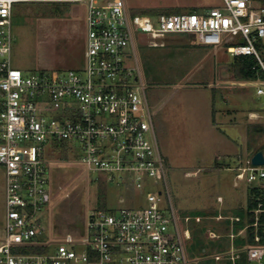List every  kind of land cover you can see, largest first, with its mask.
<instances>
[{"label":"built area","instance_id":"2783aa9c","mask_svg":"<svg viewBox=\"0 0 264 264\" xmlns=\"http://www.w3.org/2000/svg\"><path fill=\"white\" fill-rule=\"evenodd\" d=\"M35 1L41 0H0V166L6 175L0 263L192 264L191 230L182 226L190 218L182 222L174 209L137 42L163 47L168 35L190 33L200 44L226 46L233 57L254 56L264 69L258 48L264 45V0H223L202 11L156 17L133 15L125 0H73L86 5L83 68L25 74L11 58L13 10L17 3ZM257 82V93L264 94V81ZM62 141L79 143L76 161L85 173L97 170L126 183L143 195L145 205L90 209L83 233L54 231L52 240H43V218L54 196L48 152L53 145L57 152ZM234 170L236 183L264 188V164L246 156ZM259 207L257 213L264 210L262 202ZM243 232H231L232 249L216 254L217 261L235 264L234 238ZM248 257L263 264L264 245L250 246Z\"/></svg>","mask_w":264,"mask_h":264},{"label":"rangeland","instance_id":"374dc122","mask_svg":"<svg viewBox=\"0 0 264 264\" xmlns=\"http://www.w3.org/2000/svg\"><path fill=\"white\" fill-rule=\"evenodd\" d=\"M125 1L130 12L133 9L171 7H180L181 12L202 11L223 4V0ZM55 7L65 10L64 18H42ZM138 15L145 14L138 11ZM85 16L86 7L82 1L41 0L15 4L12 18L13 65L25 74L44 66H54L58 70L68 68L65 67L66 56L61 53L71 49L77 52L82 48L83 35L74 30L73 21L82 25ZM144 35L137 33L139 39ZM258 48L264 59V45H258ZM137 52L147 95L151 105L155 104L153 108L158 107L159 110L155 115V129L167 163L174 209L182 222L186 217L190 218L182 223V226L190 228L192 234L187 248L192 263L201 264L203 259L217 254L212 244L221 243L213 235V232L218 234L216 229H221L222 220L217 217H235L236 210L247 204L251 186L246 181L236 183L234 167L241 158L251 154L248 123H264V94L257 93V81L237 78L232 67L234 57L226 46L200 44L194 34L167 37L163 47L137 42ZM79 58L78 62H81L80 55ZM207 83L210 87H204ZM255 138L256 145L264 143V135ZM62 142L67 143L68 160L59 158V151H53L54 145L48 152L54 163V196L51 209L43 218V240H52L54 231L63 234L73 230L74 223L90 209L101 207L119 211L125 206L138 208L145 205L143 195L138 190L127 188L126 183L110 181L97 170L85 173L76 161L79 159V143ZM190 172L194 174H188ZM122 197L124 202L120 201ZM213 210L217 215L196 214ZM5 217L6 175L0 166V241L6 235ZM202 226L208 254L200 251L198 238L193 239V230ZM216 264L224 263L221 260Z\"/></svg>","mask_w":264,"mask_h":264},{"label":"trees","instance_id":"16d2710c","mask_svg":"<svg viewBox=\"0 0 264 264\" xmlns=\"http://www.w3.org/2000/svg\"><path fill=\"white\" fill-rule=\"evenodd\" d=\"M138 11L144 13L145 15H160V14H176L182 13L180 7L171 8H149L141 10H132L133 15H137ZM195 11V9L191 10ZM190 11V12H191ZM65 10L60 7H55L47 16H64ZM232 67L235 74L240 80H251V81H264V69L259 65L258 60L254 56L241 55L235 56L232 63ZM215 112V111H214ZM215 116V114H214ZM215 121V119H214ZM248 133L250 134V139L248 143V148L251 154L248 157H252L256 152L262 151L264 153V143L256 145L258 135H264V123H248L247 126ZM59 151V158L63 160H68L70 158L68 154V147L66 142H62L57 147ZM260 202H262V208H264V188L260 186L249 187L247 204L245 207H240L236 210L235 217H239V220L231 221L230 218L221 219V229H216L219 237L216 240H220L221 243L216 245L212 244L213 250L216 248V252L227 254L230 246V234L231 232L239 233L240 230L244 232L236 235L234 238V248L238 257L235 260V264H252L248 257V248L253 245H264V210H256L259 207ZM101 208V207H98ZM104 209V208H103ZM214 213L217 215V211H201L196 214L209 215ZM220 222V221H219ZM223 222V223H222ZM257 223V224H255ZM204 226L196 228L193 230V239L198 238V242L201 243V250L204 254H208L206 248V240L203 238ZM256 237H259L257 240ZM192 239V240H193ZM37 251H44L45 248L39 247ZM215 255L209 258L203 259L201 264H216ZM224 264H232L230 259L222 260ZM193 264V263H192ZM264 264V259H263Z\"/></svg>","mask_w":264,"mask_h":264},{"label":"crops","instance_id":"0c3cea01","mask_svg":"<svg viewBox=\"0 0 264 264\" xmlns=\"http://www.w3.org/2000/svg\"><path fill=\"white\" fill-rule=\"evenodd\" d=\"M70 1H73V0H70ZM85 7H86V5H85ZM14 8H15V6H14ZM13 15H14V10H13ZM42 18H48V19H55L56 18V19H61V18H64V16H45V17H42ZM79 23L80 22L73 21V27H74V30H79L81 32V34L83 35V45H82V48H80L77 52L76 51H73L72 49L69 52L68 51H64V52L62 51L61 54H64L66 56L65 57L66 58L65 60H67L66 61L67 64H65V67H68V68H64V69H82L83 66H84V63H85L84 62V52H85V47H86V16H85V20H84L83 24L80 25ZM175 34H182V33L170 34V35H168V37L169 38L170 37H174ZM79 55H80V57H82L81 58V62H78V59H80L79 58ZM82 63H83V65H82ZM43 65H46V64L43 63ZM51 65H53V64H51ZM45 67H48V66H44L42 69L58 70L57 68H53L54 66H52L50 68H45ZM209 85L210 84H208V83L207 84H204V87H210ZM148 99H149V102H150V98L149 97H148ZM213 99H214V96H213ZM150 104H151V102H150ZM152 105H155V104L152 103ZM152 109L154 110L155 115H157L158 114V111H159L158 110V107L153 108V106H152ZM215 116L213 115V117H212L213 126L215 125L214 124V121H213L215 119ZM154 121H155V116H154Z\"/></svg>","mask_w":264,"mask_h":264},{"label":"water","instance_id":"95a60500","mask_svg":"<svg viewBox=\"0 0 264 264\" xmlns=\"http://www.w3.org/2000/svg\"><path fill=\"white\" fill-rule=\"evenodd\" d=\"M252 163L255 164V165H263L264 164V153L262 151L256 152L252 156ZM83 220L74 226V229L79 228L82 233H83V228H84V222H83ZM69 230H72V229H69Z\"/></svg>","mask_w":264,"mask_h":264},{"label":"flooded vegetation","instance_id":"af4514ba","mask_svg":"<svg viewBox=\"0 0 264 264\" xmlns=\"http://www.w3.org/2000/svg\"><path fill=\"white\" fill-rule=\"evenodd\" d=\"M83 219H84V218H82L80 221L74 223V226H75L76 224H78L79 222H81Z\"/></svg>","mask_w":264,"mask_h":264},{"label":"bare ground","instance_id":"6f19581e","mask_svg":"<svg viewBox=\"0 0 264 264\" xmlns=\"http://www.w3.org/2000/svg\"><path fill=\"white\" fill-rule=\"evenodd\" d=\"M188 174L192 175V174H194V173H193V172H192V173L190 172V173H188Z\"/></svg>","mask_w":264,"mask_h":264}]
</instances>
